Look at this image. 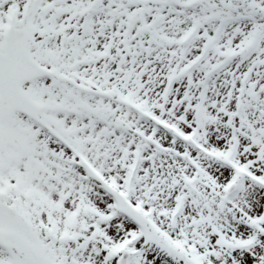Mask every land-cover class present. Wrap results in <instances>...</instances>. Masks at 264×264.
<instances>
[{
  "label": "snow or ice",
  "instance_id": "1",
  "mask_svg": "<svg viewBox=\"0 0 264 264\" xmlns=\"http://www.w3.org/2000/svg\"><path fill=\"white\" fill-rule=\"evenodd\" d=\"M0 264H264V0H0Z\"/></svg>",
  "mask_w": 264,
  "mask_h": 264
}]
</instances>
